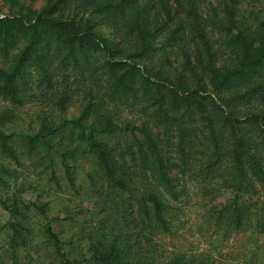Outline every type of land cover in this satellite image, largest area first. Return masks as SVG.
Returning <instances> with one entry per match:
<instances>
[{"label":"trees","instance_id":"1","mask_svg":"<svg viewBox=\"0 0 264 264\" xmlns=\"http://www.w3.org/2000/svg\"><path fill=\"white\" fill-rule=\"evenodd\" d=\"M194 205L261 264L264 0H0V264H215Z\"/></svg>","mask_w":264,"mask_h":264},{"label":"rangeland","instance_id":"2","mask_svg":"<svg viewBox=\"0 0 264 264\" xmlns=\"http://www.w3.org/2000/svg\"><path fill=\"white\" fill-rule=\"evenodd\" d=\"M259 6L260 4L257 3ZM31 111L23 109L19 111L21 120L27 121ZM30 178H34L29 175ZM32 176V177H31ZM225 194L221 193L218 202L223 201ZM194 203V201H192ZM58 209H53V213L58 212ZM202 208L194 205L192 212L186 214L183 227H180L178 233L170 238H161L158 241V247L165 252H172L177 247V251L193 252L192 254L208 251L211 249V254L217 262L215 264H235L249 256L248 236L247 234H232L226 240L222 239V234L215 231L214 226L205 225L203 221L207 220L206 214ZM205 219H204V218ZM206 228V230H204ZM264 250V238L259 243ZM215 249V250H214ZM245 257V258H244ZM261 264H264V252L259 256Z\"/></svg>","mask_w":264,"mask_h":264}]
</instances>
